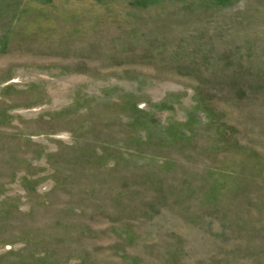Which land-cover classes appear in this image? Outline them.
<instances>
[{
  "label": "rangeland",
  "instance_id": "rangeland-1",
  "mask_svg": "<svg viewBox=\"0 0 264 264\" xmlns=\"http://www.w3.org/2000/svg\"><path fill=\"white\" fill-rule=\"evenodd\" d=\"M0 264H264V0H0Z\"/></svg>",
  "mask_w": 264,
  "mask_h": 264
}]
</instances>
